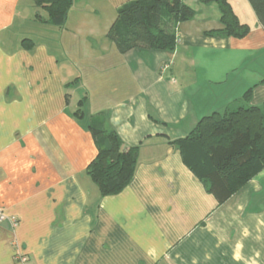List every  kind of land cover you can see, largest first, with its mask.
Listing matches in <instances>:
<instances>
[{
    "label": "crops",
    "instance_id": "crops-1",
    "mask_svg": "<svg viewBox=\"0 0 264 264\" xmlns=\"http://www.w3.org/2000/svg\"><path fill=\"white\" fill-rule=\"evenodd\" d=\"M129 1L73 0L60 27L0 0V264H264V168L218 204L172 144L248 90L264 105V28L231 0L249 33L207 34L217 4L183 0L172 52L120 53L106 34ZM95 123L137 146L114 195L86 173Z\"/></svg>",
    "mask_w": 264,
    "mask_h": 264
},
{
    "label": "trees",
    "instance_id": "trees-1",
    "mask_svg": "<svg viewBox=\"0 0 264 264\" xmlns=\"http://www.w3.org/2000/svg\"><path fill=\"white\" fill-rule=\"evenodd\" d=\"M216 3L221 28L207 34L246 36L250 27L241 23L231 0H199ZM264 28V0H248ZM46 8L48 20L62 27L73 0H38ZM194 17V10L183 0H132L117 10L107 37L120 53L131 49L172 52L177 26ZM245 103L203 116L189 133L174 141L183 162L200 180L218 204L264 168V105ZM97 153L86 173L101 195H114L133 179L137 165V146L124 147L121 138L101 123L89 126Z\"/></svg>",
    "mask_w": 264,
    "mask_h": 264
},
{
    "label": "built area",
    "instance_id": "built-area-1",
    "mask_svg": "<svg viewBox=\"0 0 264 264\" xmlns=\"http://www.w3.org/2000/svg\"><path fill=\"white\" fill-rule=\"evenodd\" d=\"M5 215L3 214V212L0 210V222L3 221L5 219ZM15 259H18L20 260L21 262H24L26 261V257L24 255H21V254H16L15 255Z\"/></svg>",
    "mask_w": 264,
    "mask_h": 264
},
{
    "label": "rangeland",
    "instance_id": "rangeland-1",
    "mask_svg": "<svg viewBox=\"0 0 264 264\" xmlns=\"http://www.w3.org/2000/svg\"><path fill=\"white\" fill-rule=\"evenodd\" d=\"M36 11H37V10H36ZM38 11H39L40 13H44V12H43V8H41V7H40V8H38ZM38 11H37V12H38ZM77 87L79 88V87H81V86H79V84H78V86H77Z\"/></svg>",
    "mask_w": 264,
    "mask_h": 264
}]
</instances>
